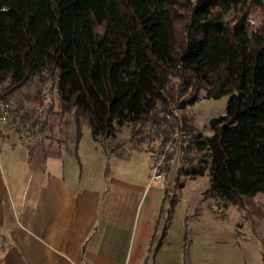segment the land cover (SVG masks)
<instances>
[{
    "label": "trees",
    "instance_id": "16d2710c",
    "mask_svg": "<svg viewBox=\"0 0 264 264\" xmlns=\"http://www.w3.org/2000/svg\"><path fill=\"white\" fill-rule=\"evenodd\" d=\"M263 5L264 0H0V98L15 101L14 94L35 78L56 81L60 113H72L75 123L79 159L85 123L94 140L113 138L127 123L160 121L189 90L180 108L198 102L202 91L206 99L228 95L225 114L208 123L211 135L188 127L179 171L190 179L209 175L211 198L245 209L248 200L264 194V22L248 31L251 11ZM40 99L25 100L45 107V132L53 106ZM177 202L165 187L163 235Z\"/></svg>",
    "mask_w": 264,
    "mask_h": 264
},
{
    "label": "crops",
    "instance_id": "0c3cea01",
    "mask_svg": "<svg viewBox=\"0 0 264 264\" xmlns=\"http://www.w3.org/2000/svg\"><path fill=\"white\" fill-rule=\"evenodd\" d=\"M40 146L0 144V264H157L162 178L152 181L148 169L85 177L62 153L35 164ZM205 241L190 242V264H213L218 253Z\"/></svg>",
    "mask_w": 264,
    "mask_h": 264
},
{
    "label": "rangeland",
    "instance_id": "374dc122",
    "mask_svg": "<svg viewBox=\"0 0 264 264\" xmlns=\"http://www.w3.org/2000/svg\"><path fill=\"white\" fill-rule=\"evenodd\" d=\"M263 22L264 5L262 8H254L251 11L248 17L249 33L257 31ZM175 81L177 80L173 79L174 84ZM175 86L177 87L176 84ZM190 93V90L184 93L178 101L169 106L166 113L160 115L158 113L159 116L162 115L160 121H149L142 125L127 123L113 138L94 140L91 128L85 123L77 161L71 158L75 150V123L72 113L65 115L60 113L56 81L49 80L43 83L39 78H35L16 92L13 99L20 103L25 99L42 101L40 98H44L46 105L53 106L52 113L48 115L49 126L39 141L42 146L33 152V155H36L35 164H40L42 160H45L44 162L57 160L58 154L62 153L64 159L69 161L73 159L76 162V169L85 177L93 176L98 171L100 173L102 169L105 174L123 171L142 173L144 169H148L153 175L152 157L160 151L156 142L158 135L152 136L156 135V132L152 130L154 126L182 125L186 133L190 127L195 132L211 135L212 132L208 129L210 119L224 115L226 112L228 95L219 99H206L202 98L204 91L200 93L201 98L198 102L180 108V101L189 97ZM168 114L170 119L167 118ZM187 141L188 138L182 142H175L161 168V182L164 187L174 191L178 202L171 224L164 235L166 216L163 213L159 215L155 243L157 246V243L161 242L160 245L163 247H161L157 264H190L192 254L190 250H193V248L190 249V242L194 241L195 237L202 238L204 241L202 244L206 243L205 240H212L210 249L218 253L216 256L213 255L214 259H211L213 264L223 262L262 264L260 250L264 247V194H258L248 200L250 205L245 209H239L233 205L224 207L222 202H218L206 193L210 185L209 175L190 179L180 174L179 168L182 166L181 160L184 155L180 152ZM174 149L175 153L166 169L168 157ZM96 150L100 155L107 156L105 165L101 161L102 158L98 160ZM181 183L184 185L183 188L179 186ZM215 238L220 241L216 243ZM238 238L245 241L241 242ZM233 239L235 242H231ZM236 243L238 248H233L232 245ZM226 251L227 257L224 259L220 253L225 254Z\"/></svg>",
    "mask_w": 264,
    "mask_h": 264
},
{
    "label": "built area",
    "instance_id": "2783aa9c",
    "mask_svg": "<svg viewBox=\"0 0 264 264\" xmlns=\"http://www.w3.org/2000/svg\"><path fill=\"white\" fill-rule=\"evenodd\" d=\"M46 109L37 101L24 100L22 105L13 100L0 98V144L2 141H11L21 144H35L43 136V126L46 123ZM170 119V115H167ZM156 142L158 143V154L153 158L152 181L161 179V168L166 160L169 150L175 142L187 140L188 135L182 125H160L154 126ZM157 149V150H158ZM183 150L180 152L183 154Z\"/></svg>",
    "mask_w": 264,
    "mask_h": 264
}]
</instances>
